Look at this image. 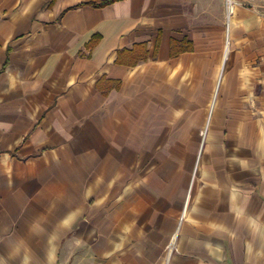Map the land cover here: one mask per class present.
<instances>
[{
    "label": "crops",
    "instance_id": "1",
    "mask_svg": "<svg viewBox=\"0 0 264 264\" xmlns=\"http://www.w3.org/2000/svg\"><path fill=\"white\" fill-rule=\"evenodd\" d=\"M89 1L0 0V264H264V0Z\"/></svg>",
    "mask_w": 264,
    "mask_h": 264
},
{
    "label": "trees",
    "instance_id": "2",
    "mask_svg": "<svg viewBox=\"0 0 264 264\" xmlns=\"http://www.w3.org/2000/svg\"><path fill=\"white\" fill-rule=\"evenodd\" d=\"M115 1H119V0H100L98 2H95L94 0H90L88 2V4L93 5L95 7H103L106 6L108 4H111ZM97 38H95V40L91 41L87 47L88 48H92L95 44H96ZM187 50V47H180V48H175L174 47V41L171 42V49H170V54L171 56L178 54L179 52L185 51Z\"/></svg>",
    "mask_w": 264,
    "mask_h": 264
},
{
    "label": "built area",
    "instance_id": "3",
    "mask_svg": "<svg viewBox=\"0 0 264 264\" xmlns=\"http://www.w3.org/2000/svg\"><path fill=\"white\" fill-rule=\"evenodd\" d=\"M227 5H228V10L231 11L233 8L234 3L230 0L227 1ZM174 249V239H171V241L169 242V244L167 245V250L168 251H172Z\"/></svg>",
    "mask_w": 264,
    "mask_h": 264
}]
</instances>
